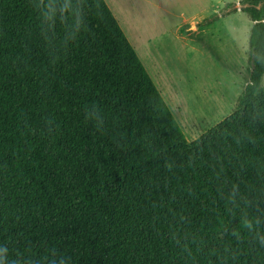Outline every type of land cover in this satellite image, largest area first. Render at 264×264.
I'll return each mask as SVG.
<instances>
[{"label":"trees","instance_id":"1","mask_svg":"<svg viewBox=\"0 0 264 264\" xmlns=\"http://www.w3.org/2000/svg\"><path fill=\"white\" fill-rule=\"evenodd\" d=\"M50 2L0 0L5 264H264V0L240 3L249 81L194 141L106 0Z\"/></svg>","mask_w":264,"mask_h":264},{"label":"rangeland","instance_id":"2","mask_svg":"<svg viewBox=\"0 0 264 264\" xmlns=\"http://www.w3.org/2000/svg\"><path fill=\"white\" fill-rule=\"evenodd\" d=\"M106 1L187 139L234 111L251 70L242 0Z\"/></svg>","mask_w":264,"mask_h":264},{"label":"clouds","instance_id":"3","mask_svg":"<svg viewBox=\"0 0 264 264\" xmlns=\"http://www.w3.org/2000/svg\"><path fill=\"white\" fill-rule=\"evenodd\" d=\"M47 7L48 10L45 13V19L49 21L52 20V18L56 15L57 12H59L61 16H63V14L66 12H71L70 0H51L50 4ZM6 254L7 249L0 247V264H5Z\"/></svg>","mask_w":264,"mask_h":264},{"label":"crops","instance_id":"4","mask_svg":"<svg viewBox=\"0 0 264 264\" xmlns=\"http://www.w3.org/2000/svg\"><path fill=\"white\" fill-rule=\"evenodd\" d=\"M118 20V19H117ZM193 27V25L191 26V28Z\"/></svg>","mask_w":264,"mask_h":264}]
</instances>
